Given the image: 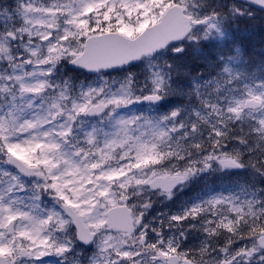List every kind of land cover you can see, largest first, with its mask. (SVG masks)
I'll return each instance as SVG.
<instances>
[{"label":"snow or ice","instance_id":"obj_1","mask_svg":"<svg viewBox=\"0 0 264 264\" xmlns=\"http://www.w3.org/2000/svg\"><path fill=\"white\" fill-rule=\"evenodd\" d=\"M0 264H264V0H0Z\"/></svg>","mask_w":264,"mask_h":264}]
</instances>
